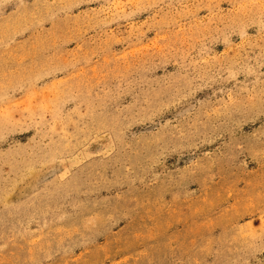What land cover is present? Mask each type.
<instances>
[{
  "label": "rangeland",
  "instance_id": "obj_1",
  "mask_svg": "<svg viewBox=\"0 0 264 264\" xmlns=\"http://www.w3.org/2000/svg\"><path fill=\"white\" fill-rule=\"evenodd\" d=\"M0 264H264V0H0Z\"/></svg>",
  "mask_w": 264,
  "mask_h": 264
}]
</instances>
